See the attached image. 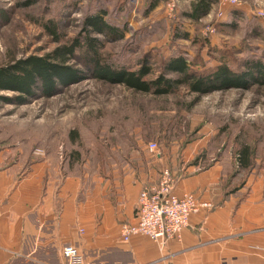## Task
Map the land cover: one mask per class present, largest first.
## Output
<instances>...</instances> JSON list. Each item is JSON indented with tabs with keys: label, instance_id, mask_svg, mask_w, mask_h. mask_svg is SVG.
<instances>
[{
	"label": "rangeland",
	"instance_id": "obj_1",
	"mask_svg": "<svg viewBox=\"0 0 264 264\" xmlns=\"http://www.w3.org/2000/svg\"><path fill=\"white\" fill-rule=\"evenodd\" d=\"M192 1L162 2L147 15L149 0H0V66L44 56L71 41L81 33L86 13L98 8L107 9L111 23L127 28L124 39L107 42L102 50L115 63L136 68L148 57L158 74L164 59L178 53L199 70L217 67L223 59L240 68L247 59L264 61V0H218L197 22L184 15ZM49 21L58 26L61 41L49 32ZM183 31L189 38H178ZM69 64L85 68L78 58ZM42 94L38 88L26 103H18V92L0 91L12 98L0 99V136L23 150L58 152L93 168L132 156L155 158L145 146L155 141L162 158L158 179L166 167L184 175L188 167L219 163L231 187L244 186L251 176L264 180L263 84L205 95L182 86L158 96L89 75L58 85L54 95ZM242 144L252 149L248 169L238 164Z\"/></svg>",
	"mask_w": 264,
	"mask_h": 264
},
{
	"label": "crops",
	"instance_id": "obj_2",
	"mask_svg": "<svg viewBox=\"0 0 264 264\" xmlns=\"http://www.w3.org/2000/svg\"><path fill=\"white\" fill-rule=\"evenodd\" d=\"M154 155L93 168L0 136V264H66L67 244L92 264H264V180L231 187L219 163L175 172L177 193L215 204L191 215L181 239L125 242L122 224L136 222L141 190L157 183Z\"/></svg>",
	"mask_w": 264,
	"mask_h": 264
},
{
	"label": "trees",
	"instance_id": "obj_3",
	"mask_svg": "<svg viewBox=\"0 0 264 264\" xmlns=\"http://www.w3.org/2000/svg\"><path fill=\"white\" fill-rule=\"evenodd\" d=\"M169 0H149L147 15L162 2ZM218 0H194L191 9L184 15L192 21H200L210 14ZM106 8H98L86 13L82 31L71 41L60 43L44 56L29 55L0 66V91L18 92L15 100L26 103L29 96L40 88L43 96L55 94L58 85H70L89 77L121 84L137 92L166 95L187 86L190 91L205 95L225 88H248L251 85H264V61L247 59L241 68L231 62L221 63L212 69H196L185 54L170 55L156 74L150 58L144 57L133 68L126 64L115 63L105 58L102 50L107 42H116L125 38L126 27L111 23ZM53 23V24H52ZM47 28L56 41H61L58 26L49 21ZM178 38H189L187 32L177 33ZM80 57V58H79ZM81 59L84 69L72 66L71 59ZM171 74H178L171 76ZM0 99L10 100L7 96ZM241 169H248L252 164V149L242 144L237 153Z\"/></svg>",
	"mask_w": 264,
	"mask_h": 264
},
{
	"label": "built area",
	"instance_id": "obj_4",
	"mask_svg": "<svg viewBox=\"0 0 264 264\" xmlns=\"http://www.w3.org/2000/svg\"><path fill=\"white\" fill-rule=\"evenodd\" d=\"M147 148L153 154L158 153L159 147L155 141L148 142ZM177 181V174L166 167L156 184L143 187L138 199L136 222L121 226V238L125 242L136 235L147 236L161 245L172 238L181 239L192 214L214 208L212 200H200L193 192L177 193ZM62 255L66 264H92L74 244L65 245Z\"/></svg>",
	"mask_w": 264,
	"mask_h": 264
}]
</instances>
